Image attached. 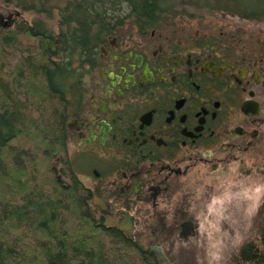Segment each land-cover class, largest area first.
I'll return each mask as SVG.
<instances>
[{"label":"flooded vegetation","instance_id":"1","mask_svg":"<svg viewBox=\"0 0 264 264\" xmlns=\"http://www.w3.org/2000/svg\"><path fill=\"white\" fill-rule=\"evenodd\" d=\"M125 28L100 48L54 171L74 175L97 226L175 264L163 246L195 234L197 184L264 175V36Z\"/></svg>","mask_w":264,"mask_h":264},{"label":"trees","instance_id":"2","mask_svg":"<svg viewBox=\"0 0 264 264\" xmlns=\"http://www.w3.org/2000/svg\"><path fill=\"white\" fill-rule=\"evenodd\" d=\"M1 1L15 17L0 22V264H156L148 248L97 226L74 175L58 180L66 123L83 103L101 46L124 26L175 27L189 8L264 24V0ZM263 211L264 203L251 238L224 264H264ZM173 235L164 252L191 264Z\"/></svg>","mask_w":264,"mask_h":264},{"label":"rangeland","instance_id":"3","mask_svg":"<svg viewBox=\"0 0 264 264\" xmlns=\"http://www.w3.org/2000/svg\"><path fill=\"white\" fill-rule=\"evenodd\" d=\"M14 15L12 8L0 0V22H12ZM172 23L178 28L174 32L199 36L225 32L249 34L247 39L264 36L263 23L243 21L222 13H197L191 8L179 10ZM246 171L241 175H227L216 183L205 180L197 184L193 200L187 201L196 223L195 234L190 240L175 244L176 250L178 247L187 249L191 264H224L251 238L264 203V175H247Z\"/></svg>","mask_w":264,"mask_h":264},{"label":"water","instance_id":"4","mask_svg":"<svg viewBox=\"0 0 264 264\" xmlns=\"http://www.w3.org/2000/svg\"><path fill=\"white\" fill-rule=\"evenodd\" d=\"M93 205L96 208H100V204L98 203L97 199L94 200ZM150 251L154 254L157 264H169L167 258L165 257L162 252V249L159 246H153Z\"/></svg>","mask_w":264,"mask_h":264}]
</instances>
